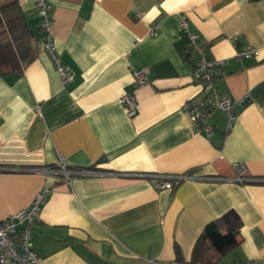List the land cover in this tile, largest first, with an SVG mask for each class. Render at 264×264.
Returning a JSON list of instances; mask_svg holds the SVG:
<instances>
[{
	"label": "crops",
	"instance_id": "1",
	"mask_svg": "<svg viewBox=\"0 0 264 264\" xmlns=\"http://www.w3.org/2000/svg\"><path fill=\"white\" fill-rule=\"evenodd\" d=\"M36 1L19 0L34 56L0 76V223L51 190L32 231L40 264H176L177 248L191 263L206 226L235 211L241 242L223 264H264V0H47L66 85L43 49ZM182 20L223 62L216 93L236 104L233 118L213 113L211 135L187 112L208 98ZM248 46L260 56L237 58ZM140 70L129 117L120 100ZM61 157L100 175L68 184L53 172ZM158 175L189 178L171 191Z\"/></svg>",
	"mask_w": 264,
	"mask_h": 264
},
{
	"label": "built area",
	"instance_id": "2",
	"mask_svg": "<svg viewBox=\"0 0 264 264\" xmlns=\"http://www.w3.org/2000/svg\"><path fill=\"white\" fill-rule=\"evenodd\" d=\"M36 7L41 18V27L47 35L43 42V49L49 53L62 76L63 83L66 85L71 78L66 68L58 61L53 37L50 33L51 19L49 11L51 9L47 0H37ZM181 29L189 35L188 50L198 55L197 63L194 67L193 77L202 85L203 92L207 95V100L200 103H191L187 106V112L191 120V124L195 128L203 129L208 135L212 134V126L209 122L211 116L216 110H222L233 118L235 103L229 99H219L215 88L214 69L222 65V61L209 56L208 50L202 48L198 44V35L191 32L188 23L181 21ZM236 56L239 59H248L259 57L260 52L257 48L248 46L237 50ZM146 83L145 71L140 70L135 74L133 89L126 93L120 100L124 105L125 111L129 117L137 113L136 89ZM234 168L238 173L237 180L243 182L246 175V166L242 163H235ZM53 172L60 173L63 180L71 184L78 177H92L100 175L98 171L90 169L70 168L63 157H61L57 168ZM189 176H162L158 175L154 178V184L158 189L174 190L182 181L188 179ZM51 190L40 192L36 195L31 205L9 217L0 223V264H40L41 258L32 250L31 239L34 224L40 219L42 206L47 201ZM21 230H18L19 227ZM226 264H261L260 260L235 261Z\"/></svg>",
	"mask_w": 264,
	"mask_h": 264
},
{
	"label": "trees",
	"instance_id": "3",
	"mask_svg": "<svg viewBox=\"0 0 264 264\" xmlns=\"http://www.w3.org/2000/svg\"><path fill=\"white\" fill-rule=\"evenodd\" d=\"M37 41L19 0H0V76L22 73L34 56ZM242 226L235 211L227 212L206 226L195 244L191 263L182 260L177 248L176 264H223L239 246Z\"/></svg>",
	"mask_w": 264,
	"mask_h": 264
}]
</instances>
